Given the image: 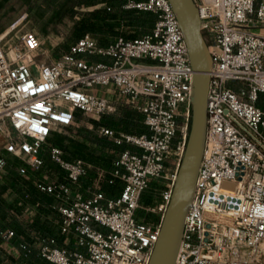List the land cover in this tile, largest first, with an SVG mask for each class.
I'll return each instance as SVG.
<instances>
[{
    "label": "built area",
    "instance_id": "built-area-1",
    "mask_svg": "<svg viewBox=\"0 0 264 264\" xmlns=\"http://www.w3.org/2000/svg\"><path fill=\"white\" fill-rule=\"evenodd\" d=\"M193 1L212 64L204 153L175 264H264V109L257 106L264 105V0ZM121 10L150 13L151 31L106 45L85 34L48 63L35 61L36 33L24 32L20 47L0 39V171L10 156L21 162L20 176L37 177L30 210L59 219L61 247L34 239L52 264H148L185 152L193 71L176 15L168 0H124ZM123 108L141 116L146 132L90 124L116 149L107 150L112 168L93 167L83 188L91 166L46 142L77 113L98 121ZM45 150L60 177L44 172ZM152 180L165 189L143 209L158 217L151 224L136 213ZM116 182L118 195L107 197L102 187ZM13 237L0 232L5 246Z\"/></svg>",
    "mask_w": 264,
    "mask_h": 264
},
{
    "label": "trees",
    "instance_id": "trees-1",
    "mask_svg": "<svg viewBox=\"0 0 264 264\" xmlns=\"http://www.w3.org/2000/svg\"><path fill=\"white\" fill-rule=\"evenodd\" d=\"M41 2L42 4H39L38 0H36L34 4L29 6V12L44 14V6L50 8L58 3L59 0H41ZM123 3L124 0H90V5L92 6L98 4H104L105 6L102 11L97 10L91 14L92 20L90 22L92 25L90 26L95 27L94 33H96V35L105 38L111 37L112 40L117 37L114 36V29L118 26L125 28V31L121 32L124 36L122 34L118 36H123L126 39H134L146 35L151 31L154 24V17L147 12L121 10ZM101 12L103 14L100 15ZM109 41L103 39L100 41V45H106ZM257 106L264 109V105L261 103H257ZM99 124L128 133L140 134L146 132V128L141 123V116H135L127 112L118 120L107 121L102 119V121L96 122V125ZM75 138L76 139L73 140L75 141L73 142L74 148L70 149L66 147V149L70 151V154L64 149L65 159L81 158L95 167L105 170H110L112 168L114 155L107 152V150L112 151L116 149L112 144L95 135L90 137V135L84 136L82 133H78ZM55 144H57L58 147L61 145L59 143ZM83 149L88 151L87 155L82 153ZM9 168L11 173L10 184L4 188V192L7 193V197H10L11 191L17 193L22 202H20V204L9 202L7 199L0 196V232L6 229L14 231V237L10 240L9 245L18 250L17 259L23 264H52L38 255V249L34 243V239L38 237L55 239L57 241L56 246L61 247L62 238L58 231V215L49 209H42L31 217L25 218L23 216L25 206L28 201L31 202L32 198L25 202L24 199L28 197L24 198L25 193L16 186V181L18 179L16 173L17 166L12 164ZM51 171V169H47L46 173L52 175V173H50ZM121 186L120 182H116L113 186L104 185L102 191L107 197H113L120 191ZM141 201H143V196L140 199V202ZM20 246H25L26 250H21Z\"/></svg>",
    "mask_w": 264,
    "mask_h": 264
},
{
    "label": "rangeland",
    "instance_id": "rangeland-1",
    "mask_svg": "<svg viewBox=\"0 0 264 264\" xmlns=\"http://www.w3.org/2000/svg\"><path fill=\"white\" fill-rule=\"evenodd\" d=\"M36 0H0V39L5 46L20 47V36L26 31H32L37 34L41 41V48L36 52V63H48L59 57L61 54L67 52L70 44L75 42L82 35L89 33L100 43L101 40L109 41L111 37H102L94 33L95 27H91L92 20L91 14L97 10H103L104 4H98L96 6L90 5V0H59L58 3L48 8L43 7L44 14L30 13V5L34 4ZM39 4H42L41 0H38ZM103 14L102 12L100 15ZM125 31L124 27L118 26L114 29V36L122 34ZM124 36V34H122ZM34 72L36 69L34 68ZM132 113L137 116L139 114L132 112L129 108H123L115 115L104 116L98 121L105 119L107 121L118 120L124 113ZM98 121L88 118L86 116L77 113L76 121L71 127H65L54 131L46 142V149L50 147H58L57 144H61L59 148L65 149L68 154L70 151L66 149L74 148L76 135L82 133V135H94L88 127L90 124L98 123ZM100 125V124H99ZM83 154H88V151L83 149ZM45 167L44 172L47 169H51V174H47L49 177L61 176L58 171V167L50 161L47 150L44 151ZM87 162V161H86ZM91 165L87 172L83 182L87 183L92 181L93 167ZM12 165V163H10ZM15 166V163H14ZM172 165L168 164L167 169L171 170ZM167 170V172H169ZM21 182H35L37 177L28 172L23 177H18ZM165 189V185L162 181L152 180L147 191L143 194V201L140 202L142 209L138 210L136 216L138 218H144L148 223L158 222V217L155 214H144V208L152 206L159 201L160 191ZM118 195V193H116ZM115 194V196H117ZM18 258V253L14 251V247L11 245H3L0 241V264H23Z\"/></svg>",
    "mask_w": 264,
    "mask_h": 264
},
{
    "label": "water",
    "instance_id": "water-1",
    "mask_svg": "<svg viewBox=\"0 0 264 264\" xmlns=\"http://www.w3.org/2000/svg\"><path fill=\"white\" fill-rule=\"evenodd\" d=\"M168 1L183 33L189 63L193 71L191 123L185 152L173 185L171 199L162 218L158 239L148 264L176 263L185 216L193 199L196 178L204 153L207 93L212 64L194 1Z\"/></svg>",
    "mask_w": 264,
    "mask_h": 264
},
{
    "label": "crops",
    "instance_id": "crops-1",
    "mask_svg": "<svg viewBox=\"0 0 264 264\" xmlns=\"http://www.w3.org/2000/svg\"><path fill=\"white\" fill-rule=\"evenodd\" d=\"M99 60H105V59L99 58ZM4 145H5V139H4L3 134L0 132V157L1 156H5ZM10 163H12L13 165L15 163V166H17V169H16L17 176L18 177H23V176H20L19 173H18V169H19V167H21V162L16 160V159H14V158H12V157H10V156H8L7 157V166H6L5 170L4 171H0V196H2L3 198L7 199L9 202H14V203L20 204V202H22V201H21L20 196L17 195V193H14V192L11 191L10 197H7V193L4 192V188L7 185L10 184V178H11V173H10V168H9L11 166ZM84 178H87V177H84ZM27 182L26 183L21 182V181H19V179H17V181H16V186L19 187L22 190L23 193H25L24 198L28 197L27 199L26 198L24 199L25 202H27L26 200L31 199V196H28V193L31 192L32 190H34V182H30V181L28 183ZM90 182L85 183V182L82 181L83 188L86 185H88ZM33 202H34V199H32L31 202L28 201V203L26 204L25 211H24V214H23V216L25 218H29L32 215L36 214L37 211H31L30 210L31 209L30 207H31Z\"/></svg>",
    "mask_w": 264,
    "mask_h": 264
}]
</instances>
